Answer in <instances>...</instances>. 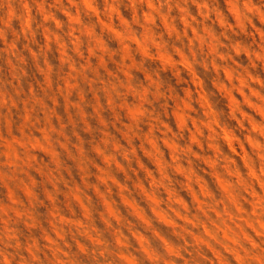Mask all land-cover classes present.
Here are the masks:
<instances>
[{
  "label": "rangeland",
  "instance_id": "1",
  "mask_svg": "<svg viewBox=\"0 0 264 264\" xmlns=\"http://www.w3.org/2000/svg\"><path fill=\"white\" fill-rule=\"evenodd\" d=\"M226 9L0 0V264H264V29Z\"/></svg>",
  "mask_w": 264,
  "mask_h": 264
},
{
  "label": "clouds",
  "instance_id": "2",
  "mask_svg": "<svg viewBox=\"0 0 264 264\" xmlns=\"http://www.w3.org/2000/svg\"><path fill=\"white\" fill-rule=\"evenodd\" d=\"M156 6L159 7L160 5L157 3ZM173 7H175V4H173ZM229 9L234 11L240 17V19L244 21L245 26L250 32H255L256 26L253 21L259 23L260 27L264 29V0H229ZM162 11H167V7L163 8ZM262 44H264V40H262ZM138 91L142 93L143 88H140ZM160 91H163L165 95L160 96ZM172 95H175V93H172ZM158 97L159 99H157ZM170 98L171 97L168 94L167 87L162 86L161 90H157L155 85H151L145 99V104L150 102L155 103L157 109L159 110L160 116H164L166 111L164 105L168 100H170ZM176 102H179V98H177ZM18 259L19 254L17 255V258L12 260V264H17ZM20 264H31V261L30 259L27 261L21 260Z\"/></svg>",
  "mask_w": 264,
  "mask_h": 264
}]
</instances>
